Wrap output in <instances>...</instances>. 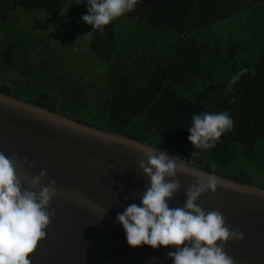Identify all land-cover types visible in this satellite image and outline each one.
<instances>
[{
    "label": "trees",
    "instance_id": "16d2710c",
    "mask_svg": "<svg viewBox=\"0 0 264 264\" xmlns=\"http://www.w3.org/2000/svg\"><path fill=\"white\" fill-rule=\"evenodd\" d=\"M68 1L12 0L11 10L16 16L20 10L45 11L32 28L46 32ZM148 2V9L124 14L146 19L126 29V36H118L114 20L109 59L101 60L109 70L92 85H69L62 76L38 80L42 64L29 63L27 54H19L24 45L10 40L0 46V77L10 69L25 73L16 71L20 76H13L12 85L0 78V92L164 151L176 148L192 166L264 188V0ZM176 2L191 3L190 9L163 8ZM235 15L238 22L248 17L235 27L217 24ZM241 68L255 72L224 95ZM221 111L234 119L233 129L210 150L194 148L187 139L193 113Z\"/></svg>",
    "mask_w": 264,
    "mask_h": 264
},
{
    "label": "water",
    "instance_id": "95a60500",
    "mask_svg": "<svg viewBox=\"0 0 264 264\" xmlns=\"http://www.w3.org/2000/svg\"><path fill=\"white\" fill-rule=\"evenodd\" d=\"M146 145L156 148L0 92V153L33 165L17 170L25 189L30 187L24 183L25 172L32 177L45 170L41 185L33 190L38 193L55 180L59 193L49 204L54 215L46 238L29 254L31 264H173L167 255L175 250L173 246L133 248L116 221L126 207L140 203L149 187V178L138 164L146 159ZM198 170L205 177L214 174L218 186L215 193L201 194L196 204L206 213L219 211L230 229L243 233V240L224 243L227 256L234 264H264V188ZM175 179L180 188L168 203L182 208L196 177L178 171Z\"/></svg>",
    "mask_w": 264,
    "mask_h": 264
},
{
    "label": "clouds",
    "instance_id": "9594fccd",
    "mask_svg": "<svg viewBox=\"0 0 264 264\" xmlns=\"http://www.w3.org/2000/svg\"><path fill=\"white\" fill-rule=\"evenodd\" d=\"M139 2L86 0L87 14L82 20L93 29L103 31L114 19L134 11ZM248 72L254 74L255 69L241 68L233 75L224 95L232 92V86ZM191 120L187 139L194 148L201 150L214 148L234 127V119L228 111L193 113ZM144 155L146 159L138 164L149 178V187L139 204L132 203L116 216L127 243L133 248L147 245L154 250L173 246L175 250L167 253L173 264H234L223 245L230 240H243V233L230 229L219 211L206 213L196 204L201 194L216 192L217 177L214 174L202 176L195 165L187 167L158 147L146 145ZM25 165L33 166L26 159L16 161L0 153V264H31L29 254H33L38 242L46 238V229L54 215L49 211V204L59 194L55 180L42 186L37 193L33 189L41 185L46 171L32 177L25 172L24 183L30 185L25 189L17 175V170ZM178 171L196 177V181L187 190L184 206L172 208L168 200L180 188L179 180L175 179Z\"/></svg>",
    "mask_w": 264,
    "mask_h": 264
},
{
    "label": "rangeland",
    "instance_id": "374dc122",
    "mask_svg": "<svg viewBox=\"0 0 264 264\" xmlns=\"http://www.w3.org/2000/svg\"><path fill=\"white\" fill-rule=\"evenodd\" d=\"M85 3L86 0H69L60 20L49 31L43 32L34 31L32 26L34 18L46 17L45 11L20 10L17 11L16 16L11 10L12 0H0V46L3 42L2 46H5L10 40L19 41L20 45H24L25 49H21L19 54H27L25 58L31 64L39 66L42 64L38 80L45 78L49 83L62 76L64 79L67 78L66 82L69 85L75 83L92 85L91 80L104 73L106 69L109 70V66L106 68L101 66V60L109 59L108 44L113 33V21L105 26L103 31L95 30L91 25L85 24L82 20V16L87 14ZM247 17L248 15L238 23L245 21ZM115 20H118V36H126L124 32L126 29L128 32L129 17L122 15ZM138 22L141 23V20ZM224 26L225 24L220 22L219 27L225 29ZM104 43L106 47L108 45L107 48ZM48 69L52 71L51 76L48 74ZM16 71L25 73L24 70L16 69ZM16 71L5 70L0 78L3 82L12 85L13 76H20ZM32 75L37 80L36 69ZM259 175L264 177V173Z\"/></svg>",
    "mask_w": 264,
    "mask_h": 264
},
{
    "label": "crops",
    "instance_id": "0c3cea01",
    "mask_svg": "<svg viewBox=\"0 0 264 264\" xmlns=\"http://www.w3.org/2000/svg\"><path fill=\"white\" fill-rule=\"evenodd\" d=\"M149 0H140V2L137 4V6H136V10H146V9H148L149 8V2H148ZM190 4L191 3H188V2H176V3H173V5L171 4V5H166L165 7H163V8H174V9H176V10H179V9H190ZM192 8V7H191ZM238 15H235V16H232V17H230V19H227V20H224V22L222 21H219V23H217V24H220V22L221 23H224L226 26H228L229 24H230V26H232V27H235V26H238L239 25V23H238ZM141 18V19H140ZM115 20V19H114ZM113 20V25H112V28L114 29V25H115V21ZM139 20H141V22H143L144 20H146V19H144V20H142V17H140V13H138L136 16H135V20L133 19V18H131V17H129V25L127 26L128 28L132 25V24H138L139 22ZM227 28V27H226ZM99 34V33H98ZM113 34V33H112ZM112 34H111V36H112ZM176 34H178V33H176ZM99 36V35H98ZM100 36H101V33H100ZM111 36H110V39H109V44L108 45H110V47H111ZM185 37L187 36V34L186 35H184ZM94 38H95V34H94ZM104 45H105V47H106V44L104 43ZM108 45H107V47H108ZM106 47V48H107Z\"/></svg>",
    "mask_w": 264,
    "mask_h": 264
},
{
    "label": "built area",
    "instance_id": "2783aa9c",
    "mask_svg": "<svg viewBox=\"0 0 264 264\" xmlns=\"http://www.w3.org/2000/svg\"><path fill=\"white\" fill-rule=\"evenodd\" d=\"M169 151H170L173 155L178 156V157H180V158H182V159L187 160L186 157H185V155H184L181 151H179L178 149L174 148V149H171V150H169Z\"/></svg>",
    "mask_w": 264,
    "mask_h": 264
}]
</instances>
